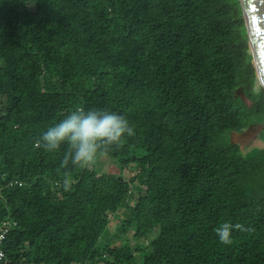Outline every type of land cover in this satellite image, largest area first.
Here are the masks:
<instances>
[{"label":"trees","instance_id":"1","mask_svg":"<svg viewBox=\"0 0 264 264\" xmlns=\"http://www.w3.org/2000/svg\"><path fill=\"white\" fill-rule=\"evenodd\" d=\"M252 60L240 0H0V229L16 222L4 264H264V146L230 138L260 124L264 140ZM95 107L134 127L105 154L118 173L40 145ZM121 208L131 235L103 241Z\"/></svg>","mask_w":264,"mask_h":264},{"label":"clouds","instance_id":"2","mask_svg":"<svg viewBox=\"0 0 264 264\" xmlns=\"http://www.w3.org/2000/svg\"><path fill=\"white\" fill-rule=\"evenodd\" d=\"M129 119L110 108H76L50 124L40 136V145L48 153L63 152L62 165L83 169L106 154L113 146H120L134 135ZM73 182L72 171L64 173V184ZM224 220L214 229L221 243L232 241L233 228Z\"/></svg>","mask_w":264,"mask_h":264},{"label":"rangeland","instance_id":"3","mask_svg":"<svg viewBox=\"0 0 264 264\" xmlns=\"http://www.w3.org/2000/svg\"><path fill=\"white\" fill-rule=\"evenodd\" d=\"M250 47V46H249ZM251 51V49H250ZM261 85V82L256 74V81H255V88L258 89ZM262 129V126L260 124H253L249 127H247L242 132H232L230 134V138L233 142L238 143L243 151H248L253 147L264 146V140H261L259 134ZM100 158H103L102 160ZM91 168H95L99 172H119V166L115 162V160L107 155L100 156L94 163L89 165ZM134 165L132 164L130 167H126L123 171V174L126 176V178H129L131 173L133 172ZM134 198L131 199V204L133 205L136 201L137 195L139 193L144 192V188L140 186L139 184H134ZM127 209L121 208L120 211L113 213L110 212L108 215V221H109V229L106 231L105 236L103 238V241L110 240L111 237L114 235H118L120 237L128 236V233H124L123 231H119V224L121 221V217L123 214H126ZM131 235V234H130ZM129 235V236H130ZM149 241V240H148Z\"/></svg>","mask_w":264,"mask_h":264},{"label":"water","instance_id":"4","mask_svg":"<svg viewBox=\"0 0 264 264\" xmlns=\"http://www.w3.org/2000/svg\"><path fill=\"white\" fill-rule=\"evenodd\" d=\"M256 74L264 87V0H240Z\"/></svg>","mask_w":264,"mask_h":264},{"label":"built area","instance_id":"5","mask_svg":"<svg viewBox=\"0 0 264 264\" xmlns=\"http://www.w3.org/2000/svg\"><path fill=\"white\" fill-rule=\"evenodd\" d=\"M10 184H13V182H10ZM16 225L15 221H11L10 219H5L2 222V226L0 229V264H4L6 253L3 248L4 240L6 239L7 234L9 233L10 229Z\"/></svg>","mask_w":264,"mask_h":264}]
</instances>
